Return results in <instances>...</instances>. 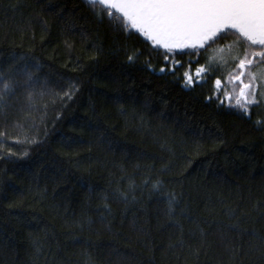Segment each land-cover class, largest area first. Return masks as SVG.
<instances>
[{
	"label": "trees",
	"instance_id": "1",
	"mask_svg": "<svg viewBox=\"0 0 264 264\" xmlns=\"http://www.w3.org/2000/svg\"><path fill=\"white\" fill-rule=\"evenodd\" d=\"M102 7L0 0V72L17 82L0 109V264H264V103L254 82L250 116L228 107L239 61L212 62L236 38L166 61Z\"/></svg>",
	"mask_w": 264,
	"mask_h": 264
},
{
	"label": "snow or ice",
	"instance_id": "2",
	"mask_svg": "<svg viewBox=\"0 0 264 264\" xmlns=\"http://www.w3.org/2000/svg\"><path fill=\"white\" fill-rule=\"evenodd\" d=\"M90 6H103L97 15L103 19L106 12L108 19L113 17L122 21L120 29L126 35L139 34L142 43L150 45L151 50L158 51L163 49L164 59L167 61L170 55L176 52L190 50L192 53L199 52L201 49L207 51L224 35L230 34L236 39L233 45L244 53L243 58L234 56L233 60L238 59L235 68L239 70L238 75L230 76V81L235 80L240 83L239 96L236 103L229 104L242 112L244 116H250V107L256 105L257 93L253 88V83L257 81V75L245 69L253 66L256 61L264 65V0H85ZM118 14V15H117ZM218 51L223 52L221 48ZM251 54L252 59L248 58ZM135 55H128L129 63L134 62ZM179 61H174V64ZM166 69L162 67L161 72ZM174 71L173 69H168ZM209 68L197 69L196 75H206ZM9 73L0 72V109L7 107V101L14 94L17 82ZM247 76L249 83H244L243 78ZM185 87H192L196 81L184 73ZM32 81L31 74L28 75L26 84ZM216 85H221V80L215 81ZM77 91L74 83H69L68 89L63 91L61 99H72ZM44 95V93H41ZM59 95V94H58ZM33 93L28 94L31 102ZM219 99V96L216 97ZM226 98L231 100L230 96ZM211 99V98H209ZM115 102H120L116 98ZM224 101L221 100V105ZM256 125H264V120L258 119ZM5 133L0 132V136ZM17 143H20L17 140ZM24 156L27 152L23 153ZM159 189V182L153 186ZM175 200L173 196L169 200V206ZM107 207V205H105Z\"/></svg>",
	"mask_w": 264,
	"mask_h": 264
},
{
	"label": "rangeland",
	"instance_id": "3",
	"mask_svg": "<svg viewBox=\"0 0 264 264\" xmlns=\"http://www.w3.org/2000/svg\"><path fill=\"white\" fill-rule=\"evenodd\" d=\"M223 49H224L223 52L218 51L219 48L212 52V55L214 56L212 58V62H214V66L218 67L220 72L223 71L225 72L227 70L232 69L235 65V60H233V57L239 56L241 54V50H239L234 45L231 46L230 48L227 49L223 48ZM249 71L257 75L258 79L256 81L257 83L256 85H258V90H259L258 96L264 103V65H259L257 67H253L252 69L249 67ZM234 82L238 83L239 81L234 80ZM247 83L249 82H246V84Z\"/></svg>",
	"mask_w": 264,
	"mask_h": 264
}]
</instances>
